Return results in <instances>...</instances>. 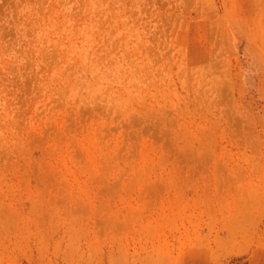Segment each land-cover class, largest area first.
<instances>
[{"label": "rangeland", "instance_id": "rangeland-1", "mask_svg": "<svg viewBox=\"0 0 264 264\" xmlns=\"http://www.w3.org/2000/svg\"><path fill=\"white\" fill-rule=\"evenodd\" d=\"M0 264H264V0H0Z\"/></svg>", "mask_w": 264, "mask_h": 264}]
</instances>
